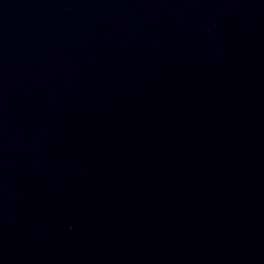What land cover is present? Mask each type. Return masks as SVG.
Here are the masks:
<instances>
[{
  "label": "water",
  "instance_id": "obj_1",
  "mask_svg": "<svg viewBox=\"0 0 264 264\" xmlns=\"http://www.w3.org/2000/svg\"><path fill=\"white\" fill-rule=\"evenodd\" d=\"M0 264H264V0H0Z\"/></svg>",
  "mask_w": 264,
  "mask_h": 264
}]
</instances>
